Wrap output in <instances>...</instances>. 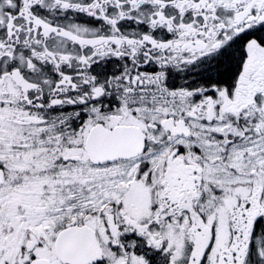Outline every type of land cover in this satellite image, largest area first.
Masks as SVG:
<instances>
[{"label":"snow or ice","instance_id":"obj_1","mask_svg":"<svg viewBox=\"0 0 264 264\" xmlns=\"http://www.w3.org/2000/svg\"><path fill=\"white\" fill-rule=\"evenodd\" d=\"M0 264H264V0H0Z\"/></svg>","mask_w":264,"mask_h":264}]
</instances>
